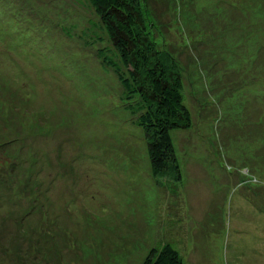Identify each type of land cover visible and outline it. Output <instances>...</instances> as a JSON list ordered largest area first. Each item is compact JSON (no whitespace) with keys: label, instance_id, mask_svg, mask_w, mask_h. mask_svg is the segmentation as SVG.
Masks as SVG:
<instances>
[{"label":"rangeland","instance_id":"rangeland-1","mask_svg":"<svg viewBox=\"0 0 264 264\" xmlns=\"http://www.w3.org/2000/svg\"><path fill=\"white\" fill-rule=\"evenodd\" d=\"M180 64L179 182L153 178L87 0H0V264H264V0H145ZM104 41H100V37Z\"/></svg>","mask_w":264,"mask_h":264},{"label":"trees","instance_id":"trees-1","mask_svg":"<svg viewBox=\"0 0 264 264\" xmlns=\"http://www.w3.org/2000/svg\"><path fill=\"white\" fill-rule=\"evenodd\" d=\"M87 1L109 43L95 48L96 56L119 79L126 107L143 132L153 178L158 184L179 182L181 169L171 132L192 124L179 62L156 40L145 0ZM141 264L186 263L176 247L163 242L152 247Z\"/></svg>","mask_w":264,"mask_h":264}]
</instances>
